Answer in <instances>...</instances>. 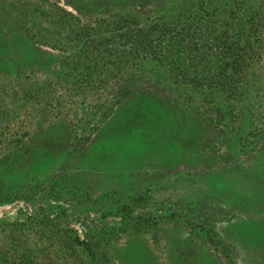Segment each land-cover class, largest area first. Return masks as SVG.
<instances>
[{
  "label": "rangeland",
  "instance_id": "rangeland-1",
  "mask_svg": "<svg viewBox=\"0 0 264 264\" xmlns=\"http://www.w3.org/2000/svg\"><path fill=\"white\" fill-rule=\"evenodd\" d=\"M121 1L0 0V184L13 196L0 204V264H73L64 239L82 236L84 219L113 221L92 200L134 197H143L135 213L158 224L108 235L105 264H264V103L245 102V117L238 104L198 99L119 111L99 92L67 96L53 71L65 53L53 41L48 67L39 60L58 7L108 23ZM146 67L143 78L155 81ZM143 88L169 89L163 80ZM40 215L52 221L39 224Z\"/></svg>",
  "mask_w": 264,
  "mask_h": 264
},
{
  "label": "trees",
  "instance_id": "trees-1",
  "mask_svg": "<svg viewBox=\"0 0 264 264\" xmlns=\"http://www.w3.org/2000/svg\"><path fill=\"white\" fill-rule=\"evenodd\" d=\"M57 10L52 29L37 34L39 60L48 67L43 53H50L45 48L50 41L65 53L53 71L60 88L70 85L68 97L87 100L99 92L97 96L110 105L119 102V111L125 104L156 98L190 106L196 99L214 105L228 101L232 110L239 105L242 117L250 113L245 102L264 103V0H122L116 18L108 23L81 21L78 9L77 13ZM146 65L152 66L155 81L144 79ZM161 80L169 87L165 93L143 88L150 83L158 86ZM12 198L0 184V204ZM142 198L92 200L90 205L99 204L101 216H113V221L99 224L84 219L82 236L73 232L61 249L73 257V264L85 259L88 264H105L108 235L137 224H158L155 215L135 213ZM38 218L39 224L52 221L49 215ZM4 224L0 221L1 228ZM7 224L11 234L19 227Z\"/></svg>",
  "mask_w": 264,
  "mask_h": 264
}]
</instances>
